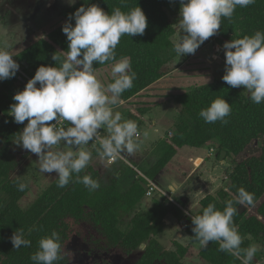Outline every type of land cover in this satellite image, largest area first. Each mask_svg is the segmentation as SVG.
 Instances as JSON below:
<instances>
[{"label": "trees", "instance_id": "trees-1", "mask_svg": "<svg viewBox=\"0 0 264 264\" xmlns=\"http://www.w3.org/2000/svg\"><path fill=\"white\" fill-rule=\"evenodd\" d=\"M88 3L97 4L108 13L116 7L127 12L139 6L147 17L144 34L124 35L116 48L117 58L130 57L132 70L136 73L133 87L120 98V101L127 102L163 78L165 67L178 56L173 38L179 24L180 0H88ZM83 4L84 0H79L65 9V22L61 26L13 57L29 78L18 70L15 77L3 80V91L0 92V190L5 199L0 207V264H34L30 257L38 250L39 240L54 230L61 236L63 255L56 264H79L69 248L75 236L86 242L94 253H118L124 258H129L144 245V252L135 264H155L161 259L167 264H184L181 243H176V250L166 251L158 239L165 230L167 216H179L180 209L175 205L168 206L165 198L157 192L150 209L136 212L149 189L143 177H139L128 190H122L115 180L104 185L101 169L92 164L80 175L90 174L97 179L101 185L99 189L89 191L82 183L59 188L56 179L28 209L20 205V200L30 189L20 173L37 155L33 153L24 161L26 153L17 149L15 141L28 121L17 124L9 115L10 106L15 103L13 96L25 88L40 66H56L52 59L54 53L63 58L64 54L59 52L68 50V41L62 27ZM71 23L74 25L75 21ZM257 30L264 31V0H255L245 8L237 6L231 19L222 18L215 35L227 42L253 35ZM94 66L101 69L108 65ZM249 95L222 79L173 95V99L183 105L187 120L176 124L175 133L162 140L161 158L144 172L154 179L183 147L200 148L218 143V159L221 160V152L225 150L224 160L232 159L234 167L226 185L201 200L199 214L209 203L223 210L225 201L230 199L238 208L240 205H235V199L240 187L254 193V206L245 205V210L242 213L237 211L233 218L243 240L242 248L264 236V103H253ZM218 97L231 104V115L226 118L228 123H206L199 112ZM149 110L148 107H133L129 109L128 118L143 123ZM97 149L95 151L99 153ZM21 182L28 185L23 192L17 189ZM157 195L162 200L156 198ZM128 216H132L130 226L123 231L121 225ZM189 224L194 227L191 219ZM19 228L31 241L30 247L14 249L11 237ZM188 230L193 234L190 226ZM218 248V242L210 241L201 252L202 258L210 264H241L240 259L218 251Z\"/></svg>", "mask_w": 264, "mask_h": 264}, {"label": "clouds", "instance_id": "clouds-1", "mask_svg": "<svg viewBox=\"0 0 264 264\" xmlns=\"http://www.w3.org/2000/svg\"><path fill=\"white\" fill-rule=\"evenodd\" d=\"M68 3L73 5L76 0ZM254 3L255 0H180L179 26L185 35L174 45V51L181 56L195 54L200 45L218 33L222 18L231 19L237 6L245 8ZM147 26V17L139 6L127 12L116 7L108 13L84 0L62 27L68 41V50L59 52L63 58L54 53L56 66H40L25 88L14 94L9 115L17 124L28 121L15 143L38 156L40 172L57 174L59 188L70 183H82L89 191L101 187L90 174L80 175L92 160L87 147L90 142L98 143L99 154L113 162L123 154L133 156L143 142L142 136H147L135 120L114 111L136 79L131 58H117V45L124 35H143ZM223 49L226 59L222 80L233 88L243 86L253 103H264V31L227 41ZM13 57L10 51L0 49V81L18 72L20 65ZM94 64L108 65L110 82L102 81ZM231 111V104L218 97L199 116L206 123L227 124ZM60 121H66L67 126H58ZM26 188V183L17 185L20 192ZM169 189L174 192L177 185L173 183ZM254 204V193L240 187L235 205ZM236 214L237 207L231 199L225 201L223 210L209 203L202 214L191 217L193 238L202 248H207L210 241L218 242V251L240 259L241 264H253L259 246L253 243L241 247L243 240L233 219ZM11 243L14 249L31 246L22 228L14 232ZM30 259L34 264H56L63 259L60 234L54 230L42 237Z\"/></svg>", "mask_w": 264, "mask_h": 264}, {"label": "rangeland", "instance_id": "rangeland-1", "mask_svg": "<svg viewBox=\"0 0 264 264\" xmlns=\"http://www.w3.org/2000/svg\"><path fill=\"white\" fill-rule=\"evenodd\" d=\"M77 1L79 0H76V2ZM70 6L68 0H0V49L9 51L10 49L21 47L18 41L25 27L26 29H31L32 35L27 43H35L37 39H41L65 22L63 11ZM183 34L184 32L179 24H177V32L173 38L175 44L180 41ZM225 42L226 41L223 39L213 35L200 45L195 54L183 56L178 54V56L165 67V78H179L184 81L182 85L174 86L178 87L175 89L177 95L183 94L193 86L209 84L216 79H222L225 74V66L221 63H225L226 59L223 49V44ZM26 47H28V45H23L21 48L25 49ZM218 47L219 51L217 50ZM209 68H211V70L207 71ZM104 69L105 70L100 72V77L103 82L107 83L111 80L110 68L106 66ZM19 70L25 77L29 78V75L23 71L21 65ZM240 87L246 94H249L243 86ZM2 91L3 81H0V92ZM170 100L171 101H164L159 99V103H155L154 109L146 115L145 123L140 124L139 130L142 134L146 132L147 136H142L143 142L140 144L139 149L133 156L129 157L133 164V166H126L129 172L130 170L134 172V167H137L143 173L149 170L153 164L161 158L163 149L161 142L168 136L169 130L174 131V134L175 125L181 121L187 120L183 105L177 103L173 99V96ZM134 103L135 105H140L139 100ZM134 103L130 104L134 106ZM129 106L130 105L122 106L114 111L121 112L124 118L129 119L128 112L129 108H131ZM157 141L158 145L152 149ZM94 144H96V142H94ZM61 147L66 146L62 145ZM17 149L26 153L27 156L24 158V161L28 156L33 155V153L23 149L19 145H17ZM148 153H151L150 156L145 157ZM137 155L140 158L136 157ZM199 156L204 157L206 160L205 166L200 170L204 173V176L206 175V178H212L214 175L217 178V181L214 183V189L211 191L212 194H216L219 189L226 185L229 172L233 169L234 163L232 159L227 161L222 160L224 161L222 162L216 155L210 157L208 147H183L177 156L154 180L156 184L166 189L167 192L170 191L169 185L173 183L180 186L177 192H168L174 199H178L180 195L184 194L185 189H188L186 190V194L191 200V203L186 206V211L190 216L198 215L201 206L198 202L199 196L196 195V192L194 193V191L191 190V188L194 187V182L192 180L187 186L186 175L196 167L197 158ZM121 162L122 160H119V162L113 166L115 170H111L113 167L111 169H106L104 183L107 184L110 182L109 178L112 177V174L117 175L119 170L123 169V166L120 165ZM116 165H119V167H115ZM20 177L25 180L30 187L29 192L20 200L21 207L28 209L36 201L39 194L57 179V174L55 172H40L37 156L23 171H21ZM205 195H208V193ZM4 199L5 195L0 190V207L3 205ZM171 205L172 204L168 206ZM146 207H148L147 203L143 206V209H146ZM141 212L145 211L142 210ZM184 218L186 219L187 217L184 216ZM131 219L132 216H128L123 221L121 225L123 231L129 229ZM190 219L191 217L182 223L180 222V218L170 216L168 226L165 227L164 232L158 239L166 251L176 250V243L178 242L183 244L184 264H210L201 256V252L204 248L194 240L193 235L187 232L189 226L191 231L193 228V226L189 224ZM253 243L258 245L260 249L255 257L258 260H253V264H264V236L262 239L254 240ZM144 247L143 245L138 248L129 258H124L118 253H94L90 250L89 245L78 236H75L69 245V248L75 253L76 260L79 264H135L141 258ZM155 264L167 263L164 259H161Z\"/></svg>", "mask_w": 264, "mask_h": 264}, {"label": "crops", "instance_id": "crops-1", "mask_svg": "<svg viewBox=\"0 0 264 264\" xmlns=\"http://www.w3.org/2000/svg\"><path fill=\"white\" fill-rule=\"evenodd\" d=\"M31 36H32L31 35V29L29 30L28 28L26 29V27H25V30L20 35V38H19V41H18L19 44H20V46L22 47L23 45H26V46L28 45V47H29V45H32V43H27V42H29ZM36 41H38V39ZM21 47H18L17 49L16 48H13V49H10L9 51L13 53V56H15L17 53H19L22 50H24ZM221 63L225 66V63L224 62H221ZM104 68H106V67H103V68L99 69L100 72H102L103 70H105ZM210 70H211V68L207 69V71H210ZM183 83H184V81H182V79H179V78H170L169 79V77L168 78H165V76H164L158 82L152 84L146 90L142 91L140 94H138L137 96L133 97L129 101H127V102L120 101V103H118L117 105L114 106V110L117 109V108H120L122 106L130 105L129 107H131V108H133V107H148L150 109L148 111V113H150L154 109L153 107L155 106V103H157V104L159 103V101H158L159 99H162L164 101H171L170 99L172 98V96L173 95H177L176 92H175V89H177L178 87H174V86H177V85L179 86V85H182ZM137 100L140 101V105L139 104L135 105L134 102H136ZM130 103H134V106H132L133 104H130ZM131 108H129V109H131ZM146 115L144 116V120L145 121H146ZM145 121L143 123H145ZM143 123H140V124H143ZM137 124H138V126H140V124L138 122H137ZM101 131H102V135L105 134L103 132V130H101ZM173 132L174 131L169 130V134H168L167 137L173 135ZM94 142H90L89 145L87 146L88 147V150L92 153V160H91V162H90L89 165L95 164V165L99 166V168L101 169V171L103 173V183H104L106 169H111L115 164H117L119 162V160H122V162H121L120 165L123 166L122 167L123 169H120V170L119 169H116V170H119V173L117 175H113L112 174V177L109 178L110 179L109 180L110 182H108L107 184H109L113 180H115L118 183L120 189H122V190H128L139 177H143V178L146 179V181L148 183V187L151 186L152 191L154 193V196L157 194V192H159L161 194V196H163L165 198V201L167 202L168 205H170V204L175 205L181 211V214L179 216H176L175 214H169L167 216V218L165 220L166 227L169 224V217L170 216H175L176 218H180V222H182V223H184L186 219L192 217V216L188 215V212L186 211V206H188L191 203L190 202L191 200L188 198V196L186 194V190H188V189H185L184 194L183 195H180L178 199H174V198H172V195L167 192L166 189L160 187L158 184L155 183V181H154L155 178L154 179H151V178L147 177L137 167H134L133 168L134 172L131 171V170L129 172L128 171V168L126 166L127 165L128 166H133V164L131 163V161L129 159V156L127 154H123L114 163L109 164L108 161H107V159L103 158L99 153H97L95 151L96 147H98V143L94 144ZM157 145H158V141L154 144V146L152 147V149H154L155 146H157ZM202 147H208L209 148V156L210 157L215 156V155L217 156V153H218V148H217L218 147V143H216L214 145L209 144V145H205V146H202ZM212 148L214 149L213 154H211V149ZM150 154L151 153L146 154L145 157L150 156ZM177 154H176V156H177ZM136 157H138V155ZM138 158H140V157H138ZM220 161H222V160H220ZM222 162H224V161H222ZM205 164H206L205 158L202 157V156H199L197 158L196 167L189 174L186 175L187 186H188V184L191 183L192 180L194 182V187H192L191 190H193L194 193L196 192L197 193L196 195L199 196V200H198L199 203L206 196L212 194L211 191H213V189H214L213 188L214 187V183L217 181V178L214 175L212 176V178H210V177L206 178V175L204 176V173L202 171H200L201 168L203 166H205ZM115 167H119V165H116ZM111 170H115V168L113 167ZM110 173H111V171H110ZM105 184L106 183H104V185ZM178 189H180V186L177 185L176 192L178 191ZM160 191H163L164 193H167V195H165L164 193H161ZM206 193H208V195H205ZM146 203L148 204V207H146V209H143V206ZM152 205H153V197L146 196L145 199L142 201V204L140 205V207L137 208L136 212H141L142 210L143 211H147L148 209H150L152 207ZM186 212H187V215L185 214ZM184 216H186L187 218L185 219ZM187 232L189 234H191L188 230H187ZM191 235H193V234H191Z\"/></svg>", "mask_w": 264, "mask_h": 264}, {"label": "built area", "instance_id": "built-area-1", "mask_svg": "<svg viewBox=\"0 0 264 264\" xmlns=\"http://www.w3.org/2000/svg\"><path fill=\"white\" fill-rule=\"evenodd\" d=\"M217 50H219V48L217 49ZM20 71V70H19ZM51 123H55V121H52ZM58 126H67V122L66 121H60V123L58 124ZM213 152H214V149L212 148L211 149V154H213ZM117 160V159H116ZM115 160V161H116ZM108 161V160H107ZM115 161H113V162H109L108 161V163L109 164H112V163H114ZM161 193H164L163 191H160ZM165 195H167V193H164ZM147 196H151V197H153L154 196V193H153V191H152V188H151V186L149 187V189H148V192H147Z\"/></svg>", "mask_w": 264, "mask_h": 264}, {"label": "water", "instance_id": "water-1", "mask_svg": "<svg viewBox=\"0 0 264 264\" xmlns=\"http://www.w3.org/2000/svg\"><path fill=\"white\" fill-rule=\"evenodd\" d=\"M97 148H98V147H97ZM225 155H226V151L223 150V151L221 152V160H224ZM156 198H159L160 200H162V198H160V195H157ZM244 210H245V206H244V205H240V206H238V208H237V211H238L239 213H242ZM253 260H254V261H257L258 259L253 258Z\"/></svg>", "mask_w": 264, "mask_h": 264}]
</instances>
